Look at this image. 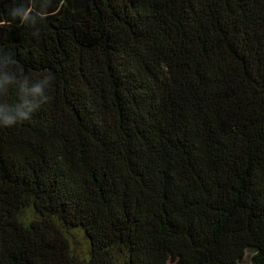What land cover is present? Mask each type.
<instances>
[{
  "label": "trees",
  "instance_id": "obj_1",
  "mask_svg": "<svg viewBox=\"0 0 264 264\" xmlns=\"http://www.w3.org/2000/svg\"><path fill=\"white\" fill-rule=\"evenodd\" d=\"M0 21V113L52 78L0 127V264H264V0H0Z\"/></svg>",
  "mask_w": 264,
  "mask_h": 264
},
{
  "label": "clouds",
  "instance_id": "obj_2",
  "mask_svg": "<svg viewBox=\"0 0 264 264\" xmlns=\"http://www.w3.org/2000/svg\"><path fill=\"white\" fill-rule=\"evenodd\" d=\"M13 19L18 18L22 24H34L40 13L33 14V10L23 4L11 10ZM0 21V26H3ZM30 80L25 78L20 82L21 103L15 108L14 114L11 111L0 113V127H13L31 119L32 114L50 100L49 91L52 85V78L45 77L32 87H28ZM15 77L0 75V89L16 85Z\"/></svg>",
  "mask_w": 264,
  "mask_h": 264
},
{
  "label": "rangeland",
  "instance_id": "obj_3",
  "mask_svg": "<svg viewBox=\"0 0 264 264\" xmlns=\"http://www.w3.org/2000/svg\"><path fill=\"white\" fill-rule=\"evenodd\" d=\"M75 241H76V243H77V247H78L80 250H81V249L86 250V243L84 242V240L79 239V237H78V238H75Z\"/></svg>",
  "mask_w": 264,
  "mask_h": 264
}]
</instances>
